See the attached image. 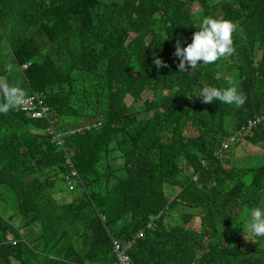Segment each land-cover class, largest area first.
<instances>
[{
    "label": "trees",
    "instance_id": "1",
    "mask_svg": "<svg viewBox=\"0 0 264 264\" xmlns=\"http://www.w3.org/2000/svg\"><path fill=\"white\" fill-rule=\"evenodd\" d=\"M26 2L21 10L0 0V71L17 50L35 63L32 80L0 84V99L42 98L31 111L49 107L50 114L31 127L52 143L0 149V264H114L97 251L114 254V233L133 244V264H264V237L247 228L249 210L264 205V0ZM206 16L237 23L235 51L179 72L165 39L191 40ZM156 58L168 67L158 70ZM229 81L246 94L242 107L198 98L203 87L223 89ZM148 91L153 98H144ZM93 124L99 127L77 131ZM221 151L241 163L226 159L225 167ZM110 156L125 161L130 179L122 187L112 183ZM59 176L66 184L81 180L75 191L62 190L81 198L51 201ZM168 187L178 190L169 197ZM109 209L115 216L103 219ZM194 219L200 232L190 227ZM216 225L227 230L220 241L232 246L211 248ZM99 240L94 250L84 247Z\"/></svg>",
    "mask_w": 264,
    "mask_h": 264
},
{
    "label": "clouds",
    "instance_id": "2",
    "mask_svg": "<svg viewBox=\"0 0 264 264\" xmlns=\"http://www.w3.org/2000/svg\"><path fill=\"white\" fill-rule=\"evenodd\" d=\"M27 3L28 2H26V0H14L15 7L21 10ZM35 8L36 5L34 4L32 10ZM237 28V23L230 19L206 16L199 24V28L193 33L191 40L189 39L191 35L188 38L183 36L167 37L164 44V48L166 49L165 55L170 57L171 63L177 69H179V72L200 67L202 68L204 65L215 63L218 60L227 58L234 53L235 48L233 37L234 33L237 31ZM175 40L176 43H174ZM22 56L23 55H20L17 50H11L4 57L3 67L0 73L5 74L6 76L0 78V84H4L9 87H18L13 85L10 79L13 81V83L18 85H23L24 83L32 80L30 74L35 63L32 62L29 56L27 57V60L24 61ZM34 60H36L35 56ZM154 64L158 70L161 67H168L167 63L159 58L154 59ZM63 68H65V66H63ZM58 84L59 81L56 85ZM229 85V87L223 89L213 86H205L200 91L198 98H200L205 104H211L214 101H220L224 104L242 107L246 103V94L239 90L234 82L229 81ZM31 99V96L28 97L26 95H23V99L21 101L0 99V113L8 114L11 111L16 110L9 116L8 119H5L2 115H0V130L3 129L5 132V134L0 136V149H10L11 145L16 144L18 149L27 152L29 150L38 149L47 142L52 143L44 130H37L36 127H31V125L36 122V119H39L40 115H43L44 118H47L50 114V108L48 107L45 111L32 113L31 110L36 107L35 105L28 103V101ZM56 105L61 107L59 104ZM248 121V127H250L252 123L250 119H248ZM94 127H99V124L87 125L86 127L80 125L76 128L78 132H83L90 131ZM48 132L53 138V142L56 144L57 129L54 122H52ZM6 138L9 139L7 144L4 142ZM226 154L227 153L224 151L219 152V156L223 158L222 162L225 163V167H228L226 159L239 161L235 154H231L230 156H227ZM80 181L81 180H76L75 182L68 181L66 184V186L69 188L68 191H75ZM177 190L178 188L176 187H168V196L171 197ZM92 203L97 211L104 209L97 201ZM83 209L81 210V215ZM105 218L108 219V215L103 216V219ZM216 227L217 232H215V235H213L215 236V239L210 242L211 248L215 251H219L222 249L217 248L218 244H221L222 246H232V244H229L226 241H220V235L224 232H227L226 228L219 225H216ZM149 228H152V226L149 225ZM247 228L255 237H264V205L254 207L249 210ZM196 231L200 232L199 230ZM144 237L145 234L143 232L139 234V238ZM10 238L11 240L16 241L13 234L10 236ZM132 245V243H126L125 241L119 239L114 233V254L108 249L97 251L104 252L110 261L115 262L114 264L121 263L126 256L130 257L131 263L133 264V259L130 255ZM99 246H102L101 240L94 242L90 247L87 248L94 250Z\"/></svg>",
    "mask_w": 264,
    "mask_h": 264
},
{
    "label": "rangeland",
    "instance_id": "3",
    "mask_svg": "<svg viewBox=\"0 0 264 264\" xmlns=\"http://www.w3.org/2000/svg\"><path fill=\"white\" fill-rule=\"evenodd\" d=\"M198 7L199 6H195L194 8L196 9ZM221 66L223 67L224 63ZM160 71L162 72V69H160ZM147 98H152V94L150 92H147L145 94V99H147ZM127 102L130 104L132 102V99L128 98ZM195 132H196V129L194 127L187 128L188 134H194ZM231 143H233V139L229 138L226 140V145H229ZM233 146H234L233 149H235L236 144H233ZM260 152H261V149L257 150V153H260ZM226 155L230 156L231 154H226ZM237 155L238 154H235V156H237ZM107 159L109 161H111V163H112V167L110 168V175H111V180H112L113 185L116 187H122L124 185L125 181L130 179V174H129L127 167L125 165V161H123L120 157H117V156H110ZM238 163H240V162H238ZM223 164H225V163L223 162ZM135 179H137L136 176H135ZM55 182L57 183L55 186V189L53 191H49L50 194L54 195L50 199L51 201L56 202L59 200H63L64 202H74V201L78 200L79 198H81L79 196L72 197V196L62 192V190L66 187V182L63 181V178L61 176L57 177L55 179ZM1 201H2V199L0 198V202ZM44 211H45L44 208H42L41 213H43ZM107 213H108V216H110V217L115 216V212L112 209H109L107 211ZM191 227L196 229V230H197V228H200L201 227L200 219H194L191 223ZM116 229H118V228H116ZM213 235H215V234H213ZM251 235L253 236V234H251ZM244 240H246V239L244 238ZM93 242H91V241L84 242V247H90L93 244ZM58 248H59L58 251L60 253H64V252H66L67 245L65 243H60Z\"/></svg>",
    "mask_w": 264,
    "mask_h": 264
},
{
    "label": "crops",
    "instance_id": "4",
    "mask_svg": "<svg viewBox=\"0 0 264 264\" xmlns=\"http://www.w3.org/2000/svg\"><path fill=\"white\" fill-rule=\"evenodd\" d=\"M35 96V95H34ZM37 98H36V100H33V96H31V100H29L28 101V103H30V104H35V103H37V104H43L44 103V100H42L40 97H38V96H36Z\"/></svg>",
    "mask_w": 264,
    "mask_h": 264
},
{
    "label": "built area",
    "instance_id": "5",
    "mask_svg": "<svg viewBox=\"0 0 264 264\" xmlns=\"http://www.w3.org/2000/svg\"><path fill=\"white\" fill-rule=\"evenodd\" d=\"M116 264H132L130 257L126 256L124 257L123 261L121 263H116Z\"/></svg>",
    "mask_w": 264,
    "mask_h": 264
}]
</instances>
